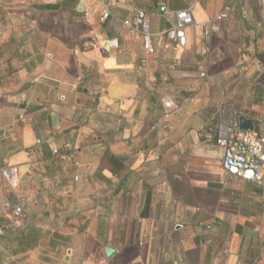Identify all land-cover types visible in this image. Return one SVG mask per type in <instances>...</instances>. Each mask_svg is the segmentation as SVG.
Listing matches in <instances>:
<instances>
[{
    "label": "crops",
    "instance_id": "1",
    "mask_svg": "<svg viewBox=\"0 0 264 264\" xmlns=\"http://www.w3.org/2000/svg\"><path fill=\"white\" fill-rule=\"evenodd\" d=\"M229 1L0 0V169H19L0 200L27 199L21 219L0 215V264H264V183L200 138L264 116V0H244L246 19L236 3L207 57L198 27L164 35L175 12L202 23ZM139 11L154 57L125 24Z\"/></svg>",
    "mask_w": 264,
    "mask_h": 264
},
{
    "label": "built area",
    "instance_id": "2",
    "mask_svg": "<svg viewBox=\"0 0 264 264\" xmlns=\"http://www.w3.org/2000/svg\"><path fill=\"white\" fill-rule=\"evenodd\" d=\"M238 2L243 3L242 17L246 19L249 12L244 0H230L215 18L202 23L196 21L193 8L189 7L174 13L175 22L164 35L169 41L182 43L186 37V29L192 26L198 27L200 55L207 57L211 53L213 36L220 31L222 22H227L231 19L234 5ZM160 10L166 16L171 14V11L165 5ZM86 14L89 15L88 10H86ZM109 16L110 12L105 9L102 18L107 19ZM125 24L141 34L146 55L154 57L156 51L153 44V34L151 33L146 13L139 11L132 22L126 21ZM115 44V41L111 43V45ZM178 66H180L178 61H174L171 65L172 68ZM200 76L206 78L208 75L203 72ZM162 101L167 113L174 114L179 112L180 106L169 96H165ZM242 117L253 121L254 130L245 131L240 129V118ZM22 120L24 121V118ZM200 138L203 144L222 149V164L231 176L256 181L259 184L264 183V116L238 111L229 120L221 118L208 124L200 131ZM40 142L38 141V143ZM65 149L70 151V145H66ZM0 173L9 185H18L19 169L10 166L7 160H5L4 166L0 169ZM26 203L27 199H21L17 203L0 200V215L11 211L14 219L19 220L24 215ZM12 263H15V259L8 255L6 264Z\"/></svg>",
    "mask_w": 264,
    "mask_h": 264
},
{
    "label": "water",
    "instance_id": "3",
    "mask_svg": "<svg viewBox=\"0 0 264 264\" xmlns=\"http://www.w3.org/2000/svg\"><path fill=\"white\" fill-rule=\"evenodd\" d=\"M83 9V5H80L79 6V10H82ZM240 129L242 130H249V131H252L254 130V123L251 119H247V118H240ZM106 254L111 257L113 254H114V250L111 249V248H108L106 249Z\"/></svg>",
    "mask_w": 264,
    "mask_h": 264
}]
</instances>
